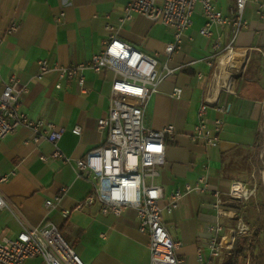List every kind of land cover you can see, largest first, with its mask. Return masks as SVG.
<instances>
[{"label": "crops", "instance_id": "crops-1", "mask_svg": "<svg viewBox=\"0 0 264 264\" xmlns=\"http://www.w3.org/2000/svg\"><path fill=\"white\" fill-rule=\"evenodd\" d=\"M128 1L0 0V91L12 76L28 86L19 110L29 119H42L63 130L58 148L70 162L54 158L53 146L24 127L2 140L0 178L7 180L0 182L5 201V207L0 209V237L15 238L23 227L52 223L85 264H150L149 238L139 231L133 210L126 209L114 217L101 215L96 205L75 209L89 194L91 185L75 176L73 165L105 140L106 133L99 131L97 121L108 113L113 73L85 71L82 89L75 80L60 79L54 71L36 78L39 61L78 65L100 53L112 35L156 56L159 70L166 63L175 69L171 77L158 83L144 109L148 129L174 127L173 135L166 140L165 164L155 180L165 198L202 176L211 190H217L223 199L227 197L230 183L236 180L225 170L227 156L236 147L255 144L264 117V81L260 75L264 60V0L246 3L242 18L247 28L235 35L233 26L213 24L209 37L200 34L206 20L197 3L192 26L168 61L164 48L172 42L174 31L137 14L121 22ZM212 2L216 10L232 18L235 0ZM13 24L17 29L10 32ZM107 25L113 29L108 30ZM232 40L231 53L242 58L235 69L239 77L236 90L219 91L209 97L218 61ZM224 69L227 72L230 68ZM176 88L182 91L179 99L172 97ZM201 105L206 106L209 121H222L215 147L190 139ZM75 126L81 127L79 136L72 133ZM62 188L66 189L64 193ZM57 196L60 201L47 208L46 201ZM165 203L166 200L162 206ZM214 203L211 192L191 193L179 201L171 214L163 211L169 235L180 243L177 254L183 264H231L229 248L218 257H212L208 248L209 227L226 223ZM64 210L70 212L67 218L63 217ZM33 261L36 260L26 264Z\"/></svg>", "mask_w": 264, "mask_h": 264}, {"label": "built area", "instance_id": "built-area-1", "mask_svg": "<svg viewBox=\"0 0 264 264\" xmlns=\"http://www.w3.org/2000/svg\"><path fill=\"white\" fill-rule=\"evenodd\" d=\"M248 1L251 0H235V10L232 18H229L216 10L212 0H129L121 22L137 14L171 28L174 31L173 40L164 48L168 61L180 49L185 31L193 24L192 14L197 3L201 4L206 20L200 34L209 37L213 24H229L234 27L235 35L247 28L242 14ZM106 28L110 31L113 29L110 25ZM16 29L17 25L13 24L9 31ZM232 43L233 40L224 49L226 55L233 51ZM157 66L156 56H149L112 35L103 43L100 53L78 65H50L47 60L39 61L36 78L41 79L46 73L54 71L60 79L75 80L82 89L85 71L99 73L109 70L113 73L108 113L97 121L99 131L106 133L105 140L73 165L75 176L91 185L89 194L77 203L75 209L83 210L96 205L101 215L114 217H119L126 209L133 210L138 219L139 231L149 238L150 264H183V259L177 254L180 243L169 235L163 221V211L171 214L178 208L179 201L188 194L211 192L217 214L229 216L231 212L224 207L220 193L210 189L205 176L198 178L194 184L175 189L167 198L163 188L155 183L159 170L165 164L166 140L174 133L173 125L151 130L144 124V109L149 97L156 92L159 82L175 73V69L169 68L167 63L161 70ZM28 91V86L20 84L14 76L3 84L0 91V145L7 135L24 127L53 146L54 158L70 164L58 148L63 130L56 129L53 123L42 119H29L19 110L21 98ZM181 92L180 88L174 89L172 97L179 99ZM221 127L220 119L211 122L206 118V106L201 105L190 139L205 147H215ZM72 133L79 136L81 127H73ZM6 180L7 177L0 178L1 183ZM60 191L64 193L66 189ZM253 192L243 182L235 180L230 183L227 196L240 200ZM60 198L57 196L46 201L45 206L53 208ZM164 200L166 203L162 206ZM3 207L5 201L0 192V209ZM62 214L67 218L70 212L64 210ZM209 231L208 248L212 257H218L224 248H232L235 237L225 247L224 238H221L223 227L219 223L209 227ZM37 259L41 264H85L62 237L60 229L52 223L23 227L15 238L0 237V264H26Z\"/></svg>", "mask_w": 264, "mask_h": 264}, {"label": "rangeland", "instance_id": "rangeland-1", "mask_svg": "<svg viewBox=\"0 0 264 264\" xmlns=\"http://www.w3.org/2000/svg\"><path fill=\"white\" fill-rule=\"evenodd\" d=\"M224 53L222 55L225 56ZM262 67L260 75L264 81V60H261ZM238 70L228 69L227 73L238 75ZM225 170L236 180L241 181L253 194L240 200L226 197L223 199L224 207L229 210V216H223L226 223H219L223 227L221 238L228 243L233 240L230 249L229 262L233 264L232 252L239 239H244L246 246L250 244L254 228L259 221L263 224V232L260 235L259 244L254 249V261L245 253L242 264H264V117L259 126L256 142L249 147H236L229 153L226 159ZM226 249V248H224ZM30 264V263H29ZM31 264H40L37 259Z\"/></svg>", "mask_w": 264, "mask_h": 264}, {"label": "bare ground", "instance_id": "bare-ground-1", "mask_svg": "<svg viewBox=\"0 0 264 264\" xmlns=\"http://www.w3.org/2000/svg\"><path fill=\"white\" fill-rule=\"evenodd\" d=\"M241 61L242 58L235 53H229L219 59L214 75L211 79L208 94L209 97L214 96L219 91L230 93L235 92L237 84L239 82V77L235 74L227 73L224 68L229 67L230 69H238Z\"/></svg>", "mask_w": 264, "mask_h": 264}, {"label": "trees", "instance_id": "trees-1", "mask_svg": "<svg viewBox=\"0 0 264 264\" xmlns=\"http://www.w3.org/2000/svg\"><path fill=\"white\" fill-rule=\"evenodd\" d=\"M262 232L263 224L261 221H259L254 228L252 237L250 239V244L248 246H246L244 239H239V241L236 242L232 252L233 264H242V259H244L245 253L249 255L252 262L254 261V249L259 244V239Z\"/></svg>", "mask_w": 264, "mask_h": 264}]
</instances>
